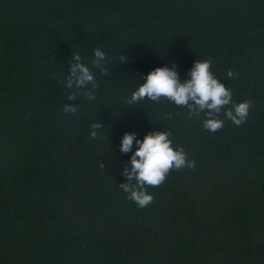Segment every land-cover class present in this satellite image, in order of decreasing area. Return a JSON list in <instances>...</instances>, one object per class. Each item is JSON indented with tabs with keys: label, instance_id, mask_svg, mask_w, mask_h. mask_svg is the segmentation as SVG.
Here are the masks:
<instances>
[{
	"label": "trees",
	"instance_id": "trees-1",
	"mask_svg": "<svg viewBox=\"0 0 264 264\" xmlns=\"http://www.w3.org/2000/svg\"><path fill=\"white\" fill-rule=\"evenodd\" d=\"M95 48L110 76L93 70L97 99L68 101L73 53L90 65ZM203 60L252 102L242 125L231 105L212 133L186 107L125 102L155 68L183 82ZM154 131L195 167L140 208L119 187L132 156L119 145ZM0 264H264V0H0Z\"/></svg>",
	"mask_w": 264,
	"mask_h": 264
},
{
	"label": "clouds",
	"instance_id": "clouds-1",
	"mask_svg": "<svg viewBox=\"0 0 264 264\" xmlns=\"http://www.w3.org/2000/svg\"><path fill=\"white\" fill-rule=\"evenodd\" d=\"M125 60L126 57L123 55L118 57V61ZM110 61L109 55L101 48L93 49L90 65L79 52L73 53L69 61L68 74L59 81L69 90L67 100L75 101L78 97H83L88 102L95 101L100 84L93 70L102 76H110L111 68L108 67ZM210 69L211 61H196L187 73L188 78L181 82L175 64L171 67L155 68L143 75L144 82L125 102L134 105L144 99L153 102L165 100L177 107H186L189 118L204 114L206 118L202 122L203 128L212 133L223 128L224 120L218 118L219 114L226 106L231 105V108L224 111L225 118L235 126L242 125L248 117L252 102L244 100L234 103L231 90L225 87ZM227 76L234 78L233 71L229 70ZM78 110V106L72 103H66L62 107L65 115L76 114ZM170 117L171 114L166 118ZM102 127L97 122L92 123L89 133L91 138L95 139ZM171 135L170 131H154L147 133L143 140H140L136 133L126 132L121 138L120 152L123 154L132 152V156L129 166L121 173L128 182L121 183L119 187L127 194V198L140 208L148 207L153 202L154 197L147 191L148 187L160 186L173 169L195 167V161L188 159L182 146L173 147ZM134 142L137 147L133 152Z\"/></svg>",
	"mask_w": 264,
	"mask_h": 264
}]
</instances>
